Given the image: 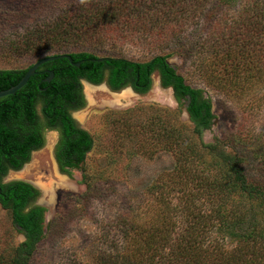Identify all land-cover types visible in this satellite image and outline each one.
Returning <instances> with one entry per match:
<instances>
[{
    "label": "trees",
    "instance_id": "1",
    "mask_svg": "<svg viewBox=\"0 0 264 264\" xmlns=\"http://www.w3.org/2000/svg\"><path fill=\"white\" fill-rule=\"evenodd\" d=\"M206 2L78 0L74 8L39 21L22 42L14 43L12 51L18 54L53 51L69 53L73 61L83 62L79 66L67 58L45 62L14 94L0 97V206L23 235L9 254L0 256V264H32L37 244L49 229L46 208L37 203L40 190L22 179L3 181L9 170H19L31 152L44 145V127L59 130L53 154L61 172L72 176L73 170H79L86 188L95 177L89 178L86 164L94 137L71 115L85 105L80 78L93 84L105 81L113 91L131 85L136 92L145 93L154 71L160 85L170 88L178 103L185 102L196 139L218 157L222 170L214 175L200 167L190 169L187 161L193 152L187 143L168 180L182 185L186 198L174 206L163 202L153 207L147 221H136L131 212L124 214L122 246L91 255L90 264H264V225L260 222V216L264 218V178L247 173L243 155L230 153L221 140L202 141L203 131L216 117L205 90L184 80L168 61L170 53L156 54L147 61L94 53L137 33L143 39H173L174 52L179 54L211 48L209 63L207 56L199 62L205 79L237 95L242 80L264 79V0H244L242 9L230 16L216 14ZM224 3L229 0H219ZM202 26L207 28L204 35ZM81 45L88 49L70 50ZM95 57L105 59L90 60ZM28 67L0 69V90L15 85ZM50 70L53 77L46 81ZM218 71L227 73L226 77ZM259 102L250 110L258 109ZM259 155L255 151V157ZM181 173L183 177H179ZM187 175L192 179L188 189ZM200 199L207 206L198 203Z\"/></svg>",
    "mask_w": 264,
    "mask_h": 264
},
{
    "label": "rangeland",
    "instance_id": "2",
    "mask_svg": "<svg viewBox=\"0 0 264 264\" xmlns=\"http://www.w3.org/2000/svg\"><path fill=\"white\" fill-rule=\"evenodd\" d=\"M77 1L0 0V69L26 68L37 59L53 54V51L18 54L12 48L14 43L22 42L26 32L39 21L74 8ZM243 4L244 0H229L227 4L207 0L206 7L216 14L230 16L240 11ZM205 26L201 27L202 35L206 34ZM191 28L189 26L187 31ZM143 38L137 33L94 53L136 61L170 53L168 61L184 80L193 87L204 89L211 100L216 117L203 131L202 141L221 140L230 153L243 155L247 173L264 178L263 76L251 79L253 84L242 80V86L234 95L226 88L208 83L205 72L199 68L202 56H207L209 63L211 48L199 53L179 54L174 52L173 39ZM78 49L85 50L88 46L70 50ZM217 73L223 77L227 75L223 71ZM82 89L85 105L72 116L95 141L86 163L89 178L95 177L87 188L79 170H74L72 176L58 170L53 155L57 133L50 130L45 131L44 145L31 152L29 161L19 170H9L3 178V181L22 179L40 190L37 202L46 208L49 229L37 244L32 264H90L91 255L102 250L116 251L122 246L124 237L120 229L124 214L131 212V217L143 222L149 219L153 207L163 205V202L174 206L183 201L186 197L182 185L179 187L168 180L169 174L176 169L179 152L185 150L187 143L193 152L187 161L190 169L200 167L206 174L214 175L222 170L218 157L211 155L196 139L185 102L178 103L171 89L160 85L156 71L151 75V86L145 93H138L129 86L111 91L105 82L91 85L82 81ZM256 102L260 103L259 108L250 110ZM255 151L260 157H255ZM178 175L183 177L184 174ZM188 178L186 189L192 184L191 177ZM198 203L207 206L203 199ZM260 218L264 225L262 215ZM22 240L23 235L11 223L9 212L0 206V256L9 254Z\"/></svg>",
    "mask_w": 264,
    "mask_h": 264
},
{
    "label": "water",
    "instance_id": "3",
    "mask_svg": "<svg viewBox=\"0 0 264 264\" xmlns=\"http://www.w3.org/2000/svg\"><path fill=\"white\" fill-rule=\"evenodd\" d=\"M59 58H67L74 66H79L83 60L80 61H73L72 56L69 53H57V54H50L43 56L39 59H37L34 63H32L25 71V73L22 75L20 80L13 86L0 90V97L8 95V94H14L18 89H20L29 79L30 76L36 73L37 68L42 65L45 62L56 60ZM105 59V57H95V58H90L92 61H102ZM53 77V71H49V76L45 78L46 81H50V79ZM86 83H89L91 85H96L93 83H90L86 80H83ZM172 91V90H171Z\"/></svg>",
    "mask_w": 264,
    "mask_h": 264
},
{
    "label": "flooded vegetation",
    "instance_id": "4",
    "mask_svg": "<svg viewBox=\"0 0 264 264\" xmlns=\"http://www.w3.org/2000/svg\"><path fill=\"white\" fill-rule=\"evenodd\" d=\"M153 74V73H152ZM83 80H86L85 78H83V77H81L80 78V81H81V83H82V81ZM87 81V80H86ZM89 82V81H88ZM105 82V81H104ZM91 83V82H90ZM105 84H106V86L109 88V86L107 85V83L105 82ZM127 86H129L132 90H134L133 88H132V86L131 85H126L125 87H127ZM166 88V87H165ZM110 89V88H109ZM111 90V89H110ZM82 91H83V89H82ZM112 91V90H111ZM135 91V90H134ZM84 94V93H83ZM85 97V96H84ZM81 109V108H80ZM80 109H76V110H80ZM76 110H72L71 111V115H72V113L73 112H75ZM44 130L45 131H47V130H50V131H54V132H56L57 133V139H58V135H59V130H58V128L57 127H44ZM57 141V140H56ZM56 143V142H55ZM54 147V146H53ZM34 151V150H33ZM54 155V154H53ZM55 158V157H54ZM58 166V165H57ZM58 170H59V168H58ZM60 171V170H59ZM74 171V170H73ZM61 172V171H60ZM63 173V172H62ZM31 183V182H30ZM38 203V202H37Z\"/></svg>",
    "mask_w": 264,
    "mask_h": 264
}]
</instances>
